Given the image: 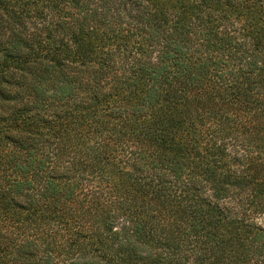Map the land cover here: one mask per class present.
Returning <instances> with one entry per match:
<instances>
[{
  "label": "trees",
  "instance_id": "1",
  "mask_svg": "<svg viewBox=\"0 0 264 264\" xmlns=\"http://www.w3.org/2000/svg\"><path fill=\"white\" fill-rule=\"evenodd\" d=\"M0 264H264V0H0Z\"/></svg>",
  "mask_w": 264,
  "mask_h": 264
}]
</instances>
